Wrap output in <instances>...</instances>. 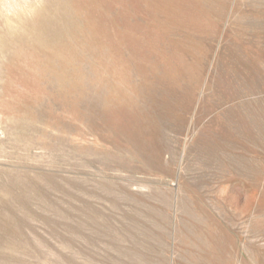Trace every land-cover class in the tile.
I'll use <instances>...</instances> for the list:
<instances>
[{"label":"rangeland","instance_id":"1","mask_svg":"<svg viewBox=\"0 0 264 264\" xmlns=\"http://www.w3.org/2000/svg\"><path fill=\"white\" fill-rule=\"evenodd\" d=\"M0 264H264V0H0Z\"/></svg>","mask_w":264,"mask_h":264}]
</instances>
